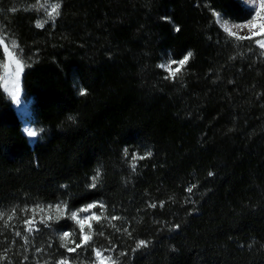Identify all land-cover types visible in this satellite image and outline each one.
Masks as SVG:
<instances>
[{
	"label": "trees",
	"instance_id": "1",
	"mask_svg": "<svg viewBox=\"0 0 264 264\" xmlns=\"http://www.w3.org/2000/svg\"><path fill=\"white\" fill-rule=\"evenodd\" d=\"M58 1L43 28L21 3L0 4L42 130L30 144L0 87V212L102 202L90 247L124 253L122 264H264V55L213 14L242 22L250 9L240 0ZM188 51L182 72L165 79L158 65ZM125 149L151 156L133 171ZM49 223L30 238L57 264L67 257L60 236L68 231L75 246L80 229L65 217ZM140 240L147 247L136 249ZM0 264L37 263L18 249Z\"/></svg>",
	"mask_w": 264,
	"mask_h": 264
},
{
	"label": "rangeland",
	"instance_id": "2",
	"mask_svg": "<svg viewBox=\"0 0 264 264\" xmlns=\"http://www.w3.org/2000/svg\"><path fill=\"white\" fill-rule=\"evenodd\" d=\"M2 1L6 2V0H0V4ZM7 1L10 4V6H17L19 3H21L25 7L26 10H28L29 12H32L35 15L36 22L45 21V20L47 22L51 21L52 19H49V17L47 16L46 10L50 11V7L52 4L59 3L58 0H40V4H44V8H41L40 4L37 3V0H7ZM240 1L242 2V4L246 8L250 9L251 15H253L255 12V8L253 5H251L249 3V0H240ZM224 21H225L224 19H222L220 16L216 15V22H217L218 26L223 31H224V29L222 27V24ZM227 22L231 25V24H235V23H245V22H247V20L242 21V22H230V21H227ZM243 34H247V30H244ZM0 37L4 38V43L0 44V52H1V57H0V87H1V89L5 95L6 99L9 101V103L11 104V106L14 108V110L17 113V115L21 121V127H22L23 133L27 137L29 143L33 144L38 139V137L40 136L42 130L34 122V120L32 118L31 100L29 97H27L24 94L22 86H21V75H22L23 71L20 72L19 79H18L19 89H20V102L18 104L13 103V101L11 99V93L15 90L16 84H17V77H16L17 69H16V64H15V59H21V62L23 65H24V61L21 58L19 46L15 50H13V48H12V42L13 41L15 42L16 45H18L16 38L10 33V31L7 28H5L4 26L1 25V22H0ZM253 43H254V41H253ZM5 45H7L9 52L14 53L13 56H9L8 52L4 51ZM259 50H260V52L264 51L260 48H259ZM168 59L169 58L164 59L161 63L166 62ZM173 67H175V66H173ZM23 69H24V67H23ZM164 74L168 75V73L166 71H164ZM29 127L33 128L34 130L37 131L36 137H28L26 135L25 129L29 128ZM133 153L140 156L139 152H137V151H133V152L129 153L127 156V159L129 161L130 165H131V156ZM136 163H137V161H136ZM57 205L60 206V211H57V208H56ZM37 206L42 207L44 209V211L40 212L38 210ZM37 206L29 208L27 211L24 212V214H22V216H18V214L13 215V213H12V214H4L3 218H0V223L2 224L0 226V235H2V233H4L5 231H7L10 235V239L3 238V237L0 238V244L2 243V245H0V256L7 257V256L12 255V254H15L17 256L18 255V249H19V251L22 254H24L25 256L32 254L33 260L36 261L37 264H46L47 262L50 261L49 258L42 259L45 257L44 256L45 253L42 256H40L37 253L38 251L34 250L35 246L33 245V242H32L33 240L30 238L34 235V232L36 231L35 229H38L40 221L42 219H44L46 216H52L53 217L52 220L46 221L47 224H50L49 222L53 221L55 217H65V218L73 221L76 224V222L71 219V213L72 212L78 213V217H77L78 219H83L89 215L96 214V211L94 208L90 209L88 212H81V209L86 208L88 205L83 206V207L76 209V210H67L66 207L61 203H57L54 205H37ZM34 209H37V210L34 212L33 211ZM10 215H12L13 218L11 220H8V216H10ZM26 219H34L36 221L34 230L31 233L25 231L26 225H25L24 221ZM2 220H4V222ZM5 221H8L7 227H5ZM93 222H95V220L89 221V223L92 224V231H93ZM78 228H79V226H78ZM87 231H88V229L86 226L85 232H87ZM16 232H20L21 235L17 236ZM61 233L62 232H55V235H57V237H59V235ZM18 238L22 239V244L19 246H18ZM62 243H66V242L60 240L59 241L60 246ZM90 245L91 244L88 243V245H85V246L81 247L80 249H77V251L73 252V253H69L67 251V248L63 247L66 249L65 251H66L67 257L66 258H59L57 260V264L62 259H67L68 264H95L96 257H95L94 249H99L102 253H104L105 256L111 255L114 258L118 257V264H122L123 258L120 255L121 252L116 253V252H112V250L110 251L107 248H100V247H94L91 249ZM67 247H75V246H72L71 244H67ZM106 249L108 251H105ZM70 258H73L75 262L70 260ZM0 261H2V260H0Z\"/></svg>",
	"mask_w": 264,
	"mask_h": 264
},
{
	"label": "snow or ice",
	"instance_id": "3",
	"mask_svg": "<svg viewBox=\"0 0 264 264\" xmlns=\"http://www.w3.org/2000/svg\"><path fill=\"white\" fill-rule=\"evenodd\" d=\"M37 3L40 4V0H37ZM249 3L254 6L255 12L253 15H251V18L247 20V22L235 23V24L230 25L225 20L222 24V27L229 37H234L237 41H245V40L254 41L256 46L264 50V0H249ZM40 7L44 8V4H40ZM60 8H61L60 3L52 4L50 7V11L46 10L47 16L49 17V19L54 20L55 17L59 16ZM213 14L219 16L218 13H213ZM164 19H168V18H164ZM46 23H47L46 20L38 21L36 23V27L43 28ZM175 30L177 32L180 31L179 27H177ZM244 30H247V34H243ZM3 43H4V38L0 37V44H3ZM12 48L13 50L18 48V45H16L14 41L12 42ZM251 50L252 49H249V51ZM4 51L8 52L9 56H13L14 54L13 52L8 51L7 45H5ZM260 54L264 55V51H262ZM20 55L22 56V50L20 51ZM192 55H193L192 51H188L186 54L182 56V58L175 59V58H172V54H169V59L166 62L158 65L159 68L163 69L164 71L168 73L165 79H169V78L175 79L177 75L180 74L182 70L186 67ZM15 64H16V69H17L16 71L17 84H16L15 90L11 93V99L13 103L18 104L20 102V89H19L18 79H19L20 72L23 71L24 65L22 64L21 59H15ZM85 94H86V89L81 88L80 95H85ZM69 119L71 120L74 118L69 117ZM25 132L28 137L37 136V131L34 130L33 128H30V127L26 128ZM124 153H125V156L127 157L128 150L125 149ZM148 156H151L150 151L147 152L144 156H138L135 153H133L131 156L132 170L135 171L137 168L136 161L146 159ZM212 175L213 173L209 172V176H212ZM100 177H101V172L99 169H97L95 172V175L91 177L92 183L90 187L95 188L97 186V183L100 180ZM194 187L195 185L193 184L191 187L187 189V191L191 192ZM156 206L157 205L155 203H152L149 205V207H153V208H155ZM160 206L163 207L164 202H161ZM96 207H99L101 209V215H103L104 210H105V205L102 202L99 203V205H97L96 203L89 204L86 208L81 209V212H88L90 209H93ZM37 208L40 212L44 211V209L40 206H37ZM56 208H57V211H60L59 205H57ZM36 210L37 209H34L33 211L35 212ZM24 211H27V209H24ZM14 214H15V209H13V215ZM101 215L92 214L83 219H78L77 218L78 213L72 212L71 219L76 222V224L79 226V229H80V242L75 243V247H67L66 243H62L61 247H66L69 253H73V252H76L77 249H80L81 247L88 245L89 241H91L93 238L92 224L89 223V221H93V220L99 221L101 219ZM3 216H4V213L0 212V218H3ZM12 218H13L12 215L8 216V220H11ZM52 219H53L52 216H46L44 219L40 221V223L45 224V226L47 227L48 225L46 221L52 220ZM56 219H59V217H56ZM111 219L116 220V219H119V217L113 216ZM24 223L26 225L25 231L31 233L34 230L36 221L34 219H26ZM7 226H8V221H5V227ZM86 226L88 229L87 232H85ZM175 227L178 228L179 225H176ZM35 230L38 231V229H35ZM125 231H127V229H125ZM128 234L131 235V233H128ZM16 235L19 236L21 235V233L16 232ZM70 235L71 234L68 231H64L63 234L60 236V240L65 241V242L74 243V241H69ZM101 235H103V233H101ZM147 245H148V242L144 240H140L136 244V249H139L141 247H147ZM136 249H134L133 251H135ZM105 251H108V250L106 249ZM94 253L96 257L95 264H118V257L114 258L111 255L105 256L104 253H102L99 249H94ZM120 255L122 256L124 255V253L121 252ZM5 258H6L5 256H0V260H3ZM58 264H68V260L62 259L58 262Z\"/></svg>",
	"mask_w": 264,
	"mask_h": 264
}]
</instances>
